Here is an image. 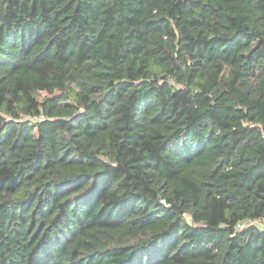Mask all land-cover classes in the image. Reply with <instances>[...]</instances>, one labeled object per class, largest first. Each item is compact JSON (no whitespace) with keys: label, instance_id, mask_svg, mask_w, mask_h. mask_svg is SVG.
Listing matches in <instances>:
<instances>
[{"label":"trees","instance_id":"trees-1","mask_svg":"<svg viewBox=\"0 0 264 264\" xmlns=\"http://www.w3.org/2000/svg\"><path fill=\"white\" fill-rule=\"evenodd\" d=\"M0 264H264V0H0Z\"/></svg>","mask_w":264,"mask_h":264},{"label":"rangeland","instance_id":"rangeland-1","mask_svg":"<svg viewBox=\"0 0 264 264\" xmlns=\"http://www.w3.org/2000/svg\"><path fill=\"white\" fill-rule=\"evenodd\" d=\"M252 224H258V225H260V222H253Z\"/></svg>","mask_w":264,"mask_h":264}]
</instances>
